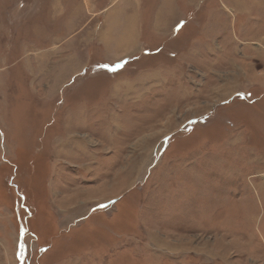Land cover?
I'll return each instance as SVG.
<instances>
[{
  "label": "rangeland",
  "instance_id": "1",
  "mask_svg": "<svg viewBox=\"0 0 264 264\" xmlns=\"http://www.w3.org/2000/svg\"><path fill=\"white\" fill-rule=\"evenodd\" d=\"M202 1L0 0V264H264V0Z\"/></svg>",
  "mask_w": 264,
  "mask_h": 264
},
{
  "label": "crops",
  "instance_id": "2",
  "mask_svg": "<svg viewBox=\"0 0 264 264\" xmlns=\"http://www.w3.org/2000/svg\"><path fill=\"white\" fill-rule=\"evenodd\" d=\"M197 1H198V4L203 3L202 0H197ZM136 5L137 4H134V6H136ZM232 8H234V7L232 6ZM187 10L185 9V7L183 9V6H182V3L181 2L174 7V9L171 12L170 18H169V21L170 20H175V24H173V26L171 28L172 29L171 31L174 32L175 30H178L180 28H183V25H184V23H185V21L187 19V16H188V11ZM116 11L119 12L118 8H117ZM121 13L124 14L122 11H121ZM155 13L156 12L154 10V14ZM159 13H160V16H159V14H155L154 15V20H155V17H156V21H157L156 23H157V25L159 24L161 26L162 23H160V22H161V19H162L163 9ZM136 15H137L136 14V10H134L133 11V14H132V17H131L132 18V22H133L132 23V32L129 33V34L126 33V32H124L121 36H117L116 41L115 40H113V41L116 42V44L119 47L118 48V52H121V51L122 52L140 51V55H137V54H124V55H122L119 58L117 57V58H114V59H109V60H114V62H112V63L120 62V61L121 62H126V61L133 62V61H135L137 59H138V61L140 59H142L141 60V63L143 62V64H144L145 67H149L150 64L154 61V58L156 59L155 53H157V52L160 51V47H158V46H157L158 48L157 47H152V46L155 45V41H154L155 37H152V36H150V37H148V36L147 37H144V35H143L144 32H142L143 31L142 30L143 23L141 21V20H143V16L139 14V16L137 17ZM213 21H215V18H213ZM171 35L172 34L169 33L168 35H164V36L162 35V36L165 38V37H170ZM151 40H153V43H151ZM176 41L177 40H174V41L171 40V42L168 43V44H164V45L162 44V46L164 48H166V47L169 48V49H167V48L165 49V51L168 52V53H166V55L168 54L169 58L176 59V57L174 56L175 53L181 52L183 50V47L185 46L184 43L183 44L181 43L183 41V39L180 42V44H177ZM145 44H147V47H144ZM159 46H161V45H159ZM260 48L263 49L262 47H260ZM260 48L257 49V47H255L254 49L258 53L260 51ZM191 51L195 52L196 55H198V56L203 54V52H198L196 50H193V48L191 49ZM205 51H211V50L208 49V50H205ZM182 52H181L182 63H185L186 64V60H187L186 58L187 57L184 56V55H182ZM193 60L195 61V59H193ZM210 62H212V63H210ZM209 63L211 65L215 66L214 58L211 59L209 61ZM101 64L102 63H100L99 65L101 66ZM231 64H232V66H234L233 59L231 60ZM126 65H124V67ZM86 68H87V65L86 64L82 65L80 67V69H79L80 70V73L79 74H82L83 69H86ZM145 71L146 72L143 75H139V78H138L139 81L142 82V84L145 81H148V82L150 81L152 83L153 82L155 83L160 78H164L165 79L164 74L162 75V74H160L157 71L148 70V69H145ZM76 74H78V72L77 73H74V76H72V77L77 76ZM165 76L169 77L168 74H165ZM120 78H122V77H120ZM233 80L234 79H233L232 75L230 76L228 74V76H226V77L224 76L222 78V80H221V83L216 86L217 87L216 88L217 89L216 95L219 96V97H221V96H223V94H225V93L229 92L230 90H232L233 87H234V85L232 84L233 83ZM127 82H129V81H127ZM227 98H229V97H227Z\"/></svg>",
  "mask_w": 264,
  "mask_h": 264
}]
</instances>
